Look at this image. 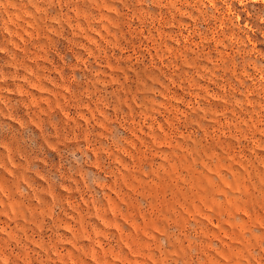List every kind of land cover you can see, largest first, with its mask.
<instances>
[{"label":"rangeland","instance_id":"obj_1","mask_svg":"<svg viewBox=\"0 0 264 264\" xmlns=\"http://www.w3.org/2000/svg\"><path fill=\"white\" fill-rule=\"evenodd\" d=\"M0 264H264V0H0Z\"/></svg>","mask_w":264,"mask_h":264}]
</instances>
